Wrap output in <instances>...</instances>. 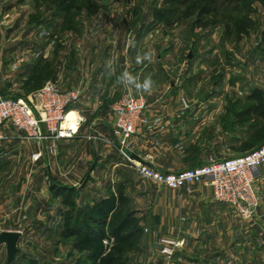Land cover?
Returning a JSON list of instances; mask_svg holds the SVG:
<instances>
[{
    "label": "rangeland",
    "instance_id": "1",
    "mask_svg": "<svg viewBox=\"0 0 264 264\" xmlns=\"http://www.w3.org/2000/svg\"><path fill=\"white\" fill-rule=\"evenodd\" d=\"M204 7L209 11H202ZM240 26L248 27L247 33H241ZM110 31L118 34L108 38L111 42L106 41ZM263 35L264 0H0V92L36 102L49 82L71 90L57 81L58 73L76 61H87L97 40L105 45L119 41L129 52L153 51L151 63L171 48L169 58L185 64L193 77L187 79L183 71L156 89L173 90L174 81L185 91L179 101L191 115L182 128L151 132L150 148L203 151L208 161L218 159L216 147L225 152L222 158L233 157L263 142L252 146L255 133L250 129L259 119L247 111L257 102L247 94L252 88L264 89ZM222 76L225 81H220ZM235 93L242 98H233ZM145 116L148 119L147 111ZM148 123L139 125L133 137ZM30 153L31 147L23 146L17 164L0 166V234L21 232L20 251L10 264H109L110 256L133 254L146 246L142 232L150 228L131 229L133 235L122 243L112 240L124 216H138L132 203L116 207L112 198H95L92 185L84 187L86 179L74 183L68 171L50 175L47 162H37L43 156L35 159L39 152ZM258 191L262 205L263 192ZM97 206L103 207L101 213ZM235 217L226 242L212 251L211 264H264L260 209L257 222ZM146 249L145 260L123 257V264H169L155 258V243ZM0 264H9L5 243L0 244Z\"/></svg>",
    "mask_w": 264,
    "mask_h": 264
},
{
    "label": "crops",
    "instance_id": "2",
    "mask_svg": "<svg viewBox=\"0 0 264 264\" xmlns=\"http://www.w3.org/2000/svg\"><path fill=\"white\" fill-rule=\"evenodd\" d=\"M112 35L118 36L117 32L110 31L106 41ZM108 41L111 42L109 39ZM97 42V46L90 50L87 61H76L73 66H65L56 77L65 89L81 91V99L71 108V111L75 110L82 119L77 133L73 137L57 141L52 138L37 141L27 139L23 132L12 125H6L3 128L4 139L0 140V166H3V163L17 164L23 146L27 145L31 147L30 156L35 152L43 153L44 159L42 157L37 162H47L50 175L54 172L65 174L68 171L70 179L76 180L74 183L86 179L87 185L85 183L84 187L91 184L95 198H112L116 207L123 204L122 202L132 203L138 212V228H150V231L142 232L146 243L143 249H137L133 254L124 253L121 257L145 260L147 244L153 242L156 244L155 258L165 261L166 255L158 249L161 247V240L167 238L178 243L174 256L168 261L169 264H182L185 259L188 260L186 264H211V258L214 256L212 251L221 248L234 226L236 217L233 209L216 201L210 186L199 184L195 191L189 194L185 189L172 190L144 180L135 169L126 164L111 133L114 123L111 110L113 102L129 90L137 92L134 86L118 83L117 77L124 71L136 76L140 82L146 77H151L155 82L154 87L151 93L145 92L148 96L149 123L144 127V131L132 136L129 150L132 149L136 159L166 172L190 169L205 163L209 157L206 152L179 153L172 148L156 150L150 148V143L153 142L148 140L151 132L167 131L173 125L176 128L184 127L191 115L180 105L179 99L185 91L179 89L180 86L177 87L174 81L171 80L173 90H159L156 87L164 85L171 78L176 79L183 71L187 79L193 76L191 77L185 64L176 58H169V55H173L171 48L162 50L154 63L145 61L143 64H137V52L127 51L124 46H120L119 41L114 45H105L102 39ZM82 59L84 60V57ZM108 61L112 62L111 71L106 67ZM226 78L222 76L219 79L225 81ZM252 89L247 94L249 99H252ZM262 91L264 92V89ZM221 95L219 98H222ZM238 97L242 98L235 93L233 98ZM258 126L261 124L252 126L250 131L257 130ZM213 154L218 159H223L225 152L221 153L220 149L214 147ZM29 162L35 164L33 159ZM256 176L257 189L263 192L259 209L260 217L264 218V166L257 170ZM100 190H108L107 195L102 194ZM112 240L116 241L114 236Z\"/></svg>",
    "mask_w": 264,
    "mask_h": 264
},
{
    "label": "built area",
    "instance_id": "3",
    "mask_svg": "<svg viewBox=\"0 0 264 264\" xmlns=\"http://www.w3.org/2000/svg\"><path fill=\"white\" fill-rule=\"evenodd\" d=\"M39 100L8 98L0 92V140L4 139L3 128L12 125L28 139L37 141L52 138L55 141L73 137L77 128L65 126L71 108L81 99L78 89L63 90L53 82L47 83L38 93ZM148 100L143 92L127 91L112 106L114 123L112 136L124 159L144 179L172 190L185 189L189 194L199 184L213 188L216 201L233 208L235 215L243 221H254L261 205V196L256 186V172L264 166V143L259 147L233 157L211 158L196 167L180 171H162L136 159L129 144L137 127L146 124L145 113ZM53 152V150H51ZM42 152L34 155L35 159ZM178 243L164 238L161 252L170 261Z\"/></svg>",
    "mask_w": 264,
    "mask_h": 264
},
{
    "label": "trees",
    "instance_id": "4",
    "mask_svg": "<svg viewBox=\"0 0 264 264\" xmlns=\"http://www.w3.org/2000/svg\"><path fill=\"white\" fill-rule=\"evenodd\" d=\"M202 11L208 12L209 10L204 7ZM201 14H203V12H201ZM158 17H162L160 13L158 14ZM239 31L245 34L248 31V27L240 26ZM250 98L255 99L257 102L256 104H253L247 111L259 119V121L257 122L258 125L261 124V126H258V129L254 131L255 134L251 137L252 146H256L261 141H263L262 143H264V92L259 88H255L250 95ZM256 124L252 125L255 126ZM96 209L98 213H101L103 207L97 206ZM137 225V217H135L133 214L124 216L114 227L112 232V235L115 237L116 242L122 243L127 241V238L129 239L133 235L132 232L129 231H131V229L138 228ZM121 256L122 255L110 256L108 259V263L115 264L119 261L118 264H123V257Z\"/></svg>",
    "mask_w": 264,
    "mask_h": 264
},
{
    "label": "clouds",
    "instance_id": "5",
    "mask_svg": "<svg viewBox=\"0 0 264 264\" xmlns=\"http://www.w3.org/2000/svg\"><path fill=\"white\" fill-rule=\"evenodd\" d=\"M128 44L130 47H135L134 40H129ZM153 56H154L153 51H147L143 53L137 52L136 63L143 64L145 61L151 63L153 60ZM111 66H112V62L108 61L106 67H108L110 71H111ZM117 82L125 86H134L137 89V91H142L147 93H151L155 83L151 77H146L142 82H140L136 76H133L128 71H124L123 73H121V75L117 77Z\"/></svg>",
    "mask_w": 264,
    "mask_h": 264
},
{
    "label": "water",
    "instance_id": "6",
    "mask_svg": "<svg viewBox=\"0 0 264 264\" xmlns=\"http://www.w3.org/2000/svg\"><path fill=\"white\" fill-rule=\"evenodd\" d=\"M21 237L20 231H4L0 234V244L5 243L7 245L8 263H12L20 249L18 242Z\"/></svg>",
    "mask_w": 264,
    "mask_h": 264
},
{
    "label": "bare ground",
    "instance_id": "7",
    "mask_svg": "<svg viewBox=\"0 0 264 264\" xmlns=\"http://www.w3.org/2000/svg\"><path fill=\"white\" fill-rule=\"evenodd\" d=\"M78 120H79V116L77 114L76 111H70L66 120H65V126H70L74 129L77 128V123H78Z\"/></svg>",
    "mask_w": 264,
    "mask_h": 264
}]
</instances>
